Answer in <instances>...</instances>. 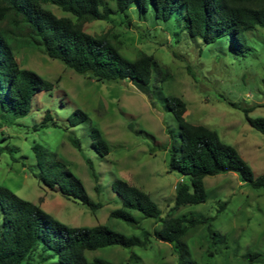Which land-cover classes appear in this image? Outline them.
Listing matches in <instances>:
<instances>
[{
	"label": "rangeland",
	"instance_id": "374dc122",
	"mask_svg": "<svg viewBox=\"0 0 264 264\" xmlns=\"http://www.w3.org/2000/svg\"><path fill=\"white\" fill-rule=\"evenodd\" d=\"M44 7L58 17L75 20L55 5ZM105 7L116 10V3L103 0L101 9ZM126 14L130 25L124 14L115 13L109 20L86 24L85 31L91 35H117L120 53L131 61L141 54L154 57L150 84L154 106L128 81H97L49 58L40 48H15L20 66L37 73L53 88L34 97L28 115L0 129V139L6 138L0 143L4 148L0 186L70 227L106 225L142 239L144 232L152 233L161 221L137 211H133L135 225L111 217L113 210L122 207L112 189L113 182L121 179L150 195L163 219L169 214L181 217L191 213L214 217L212 227L225 242L218 237L212 244L203 227L186 239L193 257L202 264L208 258L213 264H264V189L253 188L236 173L206 177L207 201L171 212L176 186L184 177L169 168L171 136L180 143V128L166 105L170 96L182 98L187 104V122L217 131L256 177L264 175V135L248 124L242 110L253 108L250 117L264 118V28L245 32L242 38L248 49L235 54L229 37L205 44L200 38L189 37L176 18L157 20L152 9L141 14L136 4ZM76 110H82L88 118L73 127L68 118ZM47 111L56 125L49 122L42 126ZM94 127L109 143L107 156H100L92 148ZM71 138L80 141L81 150L72 145ZM35 144L65 161L83 182L91 200L102 207L93 211L79 201L67 200L35 177L33 174H39L32 149ZM89 160L99 176L100 192L95 189ZM132 254L139 257L137 262L131 260ZM85 256L89 261L98 258L111 264H176L177 259L170 244L153 237L146 249L114 245L86 251ZM25 264H59V260L40 244Z\"/></svg>",
	"mask_w": 264,
	"mask_h": 264
},
{
	"label": "trees",
	"instance_id": "16d2710c",
	"mask_svg": "<svg viewBox=\"0 0 264 264\" xmlns=\"http://www.w3.org/2000/svg\"><path fill=\"white\" fill-rule=\"evenodd\" d=\"M114 1L116 10L109 7L101 9L103 0H0V129L28 115L34 97L53 88V84L37 73L20 66L15 48H40L49 58L97 81H128L148 96L154 106L150 88L154 57L141 54L137 60L131 61L120 53L121 44L117 35H91L85 31L86 24L109 20L113 14L121 13L130 25L126 12L132 4H136L141 14L152 9L157 20L167 22L176 18L189 37L200 38L205 44L229 37L235 54L248 49L242 38L245 32L264 28V0ZM46 4L59 7L73 15L75 20L56 16L44 7ZM166 103L180 128V143L171 136L169 168L184 177L176 186L175 205L171 212L187 205L205 203L208 194L204 179L208 176L236 173L241 181L253 188L264 189V175L256 177L238 151L224 143L217 131L186 121L187 104L182 98L170 96ZM242 110L248 124L264 135V118L250 117L253 108ZM87 118L85 112L76 110L68 118L69 125L77 126ZM49 122L56 125L51 112L47 111L42 126ZM91 139L92 148L100 156L110 153L109 143L97 127L92 129ZM5 140V137L1 138L0 143ZM71 143L81 150L77 138H71ZM32 149L39 170V174L33 175L49 189L61 193L67 200L79 201L93 211L102 207L101 203L91 200L83 182L57 154L39 144ZM3 152L4 148L0 146V157ZM89 165L96 182L95 189L100 192L99 176L90 160ZM112 189L120 198L122 207L113 210L111 217L135 225L137 219L133 211H137L146 218L161 221L160 227L152 233L144 232L142 239L129 237L106 225L70 227L37 204L0 186V264H25L40 244L45 251L50 250L58 257L59 264H111L98 258L89 261L85 253L114 245L146 249L152 237L172 246L176 264H202L193 257L186 241L188 237L203 227L212 244H216L218 237L225 242V238L212 227L214 217L191 213L181 217L169 214L163 219L157 204L140 188L116 179ZM225 205L222 204L221 209ZM210 255L213 254L210 252ZM131 260L137 262L139 257L132 254ZM203 264L213 262L208 258Z\"/></svg>",
	"mask_w": 264,
	"mask_h": 264
}]
</instances>
